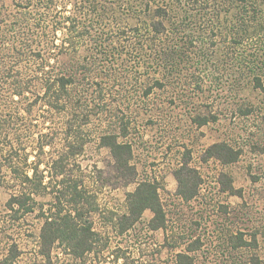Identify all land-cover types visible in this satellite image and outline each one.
<instances>
[{
  "label": "rangeland",
  "instance_id": "374dc122",
  "mask_svg": "<svg viewBox=\"0 0 264 264\" xmlns=\"http://www.w3.org/2000/svg\"><path fill=\"white\" fill-rule=\"evenodd\" d=\"M19 6L18 0H0V264H176V255L197 239L201 247L188 253L196 264H242L246 256L228 243L239 233L245 241L257 238L248 257L257 255L264 264V55L262 88L250 84L237 96L231 89L241 73L233 60L241 50L220 37L210 47L212 62L183 63L166 76V70L146 72L123 54L125 66L118 61L110 76L103 68L119 59L112 52L113 60L103 61L85 47L50 54L47 34L20 36L23 30L13 26L25 13ZM259 6L264 13V2ZM226 18L223 13L221 22ZM128 22L137 25L136 19ZM254 27L259 34L251 43L264 48V15ZM58 37L59 46L62 31ZM199 40L193 57L202 55ZM84 57L88 62L80 64ZM79 66L89 75L57 102L59 92L53 93L60 88L53 84L51 91L48 83ZM245 106L253 110L248 118L237 113ZM198 117L209 123L196 126ZM103 137L127 147L126 162L117 161ZM221 142L241 151L233 167L208 159L207 150ZM183 168L201 177L200 193L189 202L177 195L176 174ZM146 182L159 189L165 219L157 231L149 228L150 210L134 226L125 219L130 195ZM231 183L235 192L226 191ZM23 193H34L24 208L13 203ZM67 215L95 234L83 257L70 255L66 243L45 245L41 238L47 221L61 225Z\"/></svg>",
  "mask_w": 264,
  "mask_h": 264
},
{
  "label": "trees",
  "instance_id": "16d2710c",
  "mask_svg": "<svg viewBox=\"0 0 264 264\" xmlns=\"http://www.w3.org/2000/svg\"><path fill=\"white\" fill-rule=\"evenodd\" d=\"M260 2L264 0H18L19 8H22L25 13H22L21 24L15 23L13 26L23 30L20 35L22 37L25 34L24 31L47 34L44 35L47 37L48 48L46 50L50 54L53 48L60 49L61 54H76L85 47L92 54L99 52L101 61H103L109 58L113 60L109 57L112 52L114 58L119 57V59H115L113 63L111 61L109 67L103 68L104 71L110 70L111 74L113 72L116 74L112 67L116 66L124 54L132 56L138 65H144L146 72L149 69L157 72L166 70V76L174 75L183 63L185 65L194 62L196 65H201L212 62L213 54L210 53V47L221 43L213 41L220 37L231 46V49L241 50L233 60V63L237 64L236 71L239 70L241 73L231 89V92L237 96V94H242L245 87L250 84L256 89L262 88L261 66L263 61L260 57L264 55V48L261 44L251 43L255 41L254 36L259 34L256 32L257 28L254 27L255 22L261 15H264L259 6ZM31 9L34 11L31 12ZM65 12L68 14L64 15ZM223 13L228 16L226 23L221 22ZM130 19L137 20L136 27L130 26L128 22ZM194 27L195 30H200L199 35H194L197 31L191 33ZM58 31L63 32L62 43L59 46L56 45L59 39ZM197 39H200L199 44L202 50L199 58L198 54L193 57V48H196ZM25 44L23 41L20 46ZM94 59L100 58L95 57ZM3 61L5 57L0 56V67ZM78 61L80 64L88 62L86 57ZM127 62L130 63L131 60ZM124 63L125 60L121 64L119 61L117 66H125ZM114 74L110 76H116ZM88 75V70L82 66L72 73H60L52 84L48 83L51 86L49 90L52 91L53 84H58L60 91L53 93L59 92V95H55L58 102L68 86L82 78L86 79ZM229 77L235 78L231 76L227 78ZM149 93L150 91H147L146 95ZM57 106L67 108L66 104ZM237 113L240 117L248 118L253 114V110L252 107L245 106L239 108ZM261 121L264 126V115ZM208 123L206 118L198 117L196 121L194 120V124L198 127H203ZM103 138L104 145L113 150L117 161L126 162L123 155L128 151L127 147L118 143L116 137ZM239 154L227 143L216 144L209 151L210 158L224 165L235 163L239 159ZM179 171L176 174L180 185L178 195L184 201H192L198 194V178L193 175L191 169L183 168ZM158 190L156 184L146 182L130 195L129 214L125 216V219L131 221L129 225L134 226L140 221L145 211L150 210L154 214L149 222L150 230L157 231L164 228L165 216L159 203ZM227 190L234 191L232 185L227 186ZM25 196L26 194L23 193L14 197L13 203L24 208L27 205L26 201L30 198V196L29 198ZM64 218L65 222L61 225L47 221L41 238L45 245L54 244L56 241L66 243L65 247L70 255L83 257V254L92 249L95 244V234L89 228L86 229L87 227L80 229L76 224H71L72 220H68V215ZM124 230L129 229L124 228ZM233 237L228 243H236L233 249L241 251V258L246 256L242 264H261V259L257 255L248 257L249 252L254 248L253 243L256 246L258 244L256 237L253 236L254 239L250 242L245 241L243 233ZM193 244L198 246L191 245L192 249L187 253L176 255V264H196L195 257L188 253L191 254L198 250L201 247V241L197 239Z\"/></svg>",
  "mask_w": 264,
  "mask_h": 264
},
{
  "label": "crops",
  "instance_id": "0c3cea01",
  "mask_svg": "<svg viewBox=\"0 0 264 264\" xmlns=\"http://www.w3.org/2000/svg\"><path fill=\"white\" fill-rule=\"evenodd\" d=\"M221 143H224V142H221ZM216 144H219V143H215V144H213L208 150H207V153H208V159L209 160H213L214 162H216V163H218L219 165H221V166H223V167H233L235 164H237V162L239 161V159H240V156H241V151H239V149H235L234 147H232L235 151H238L240 154H239V159L235 162V163H233L232 165H224V164H222V163H220V162H218L216 159H214V158H210L209 157V151H210V149L214 146V145H216ZM228 144V143H227ZM229 145V144H228ZM259 148H261V151H260V154H262V155H264V142H262V143H260L259 144ZM193 173H194V175L198 178V181H199V188H198V194H197V196L193 199V200H195L197 197H198V195H199V193H200V188H201V177H200V175H199V173H197V171L196 170H194L193 171ZM221 176H224V179L225 178H228L227 176V174H224V173H222L221 174ZM231 178V177H230ZM229 178V179H230ZM177 179V178H176ZM226 180V179H225ZM230 180H232V178L230 179ZM231 185H232V187H233V184L231 183ZM233 190H234V187H233ZM159 191V190H158ZM226 191H229V190H226ZM177 195H178V192H177ZM179 196V195H178Z\"/></svg>",
  "mask_w": 264,
  "mask_h": 264
}]
</instances>
